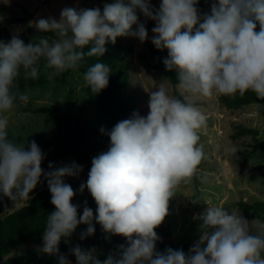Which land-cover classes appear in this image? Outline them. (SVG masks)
<instances>
[{"label": "clouds", "instance_id": "9594fccd", "mask_svg": "<svg viewBox=\"0 0 264 264\" xmlns=\"http://www.w3.org/2000/svg\"><path fill=\"white\" fill-rule=\"evenodd\" d=\"M197 4L198 0H162L154 9L149 0H115L105 3L102 11L66 7L59 22L41 18L35 23L41 32H55L56 40L42 37L25 44L13 36L7 43L0 41V192L13 201L29 200L41 175L46 176L55 211L46 218L41 252L57 254L61 239L81 223L88 225L82 239L93 234L95 219L105 233L126 237L128 246H119V258L109 255L103 262L95 257V249L76 246L71 251L77 264H264V221L249 222L238 209L211 205L199 217L201 235L187 254L172 248L155 252L160 237L154 229L167 216L170 198L178 185L191 181L204 159L199 133L207 118L194 98L243 96L250 91L264 100V0H218L203 22ZM137 8L155 21L151 42L157 49H168L163 62L168 70L175 69L184 98L169 95L162 83L150 92L147 116L134 112L112 128L109 149L92 159L86 184L79 187L81 193L85 188L90 192L97 214L94 217L85 206L78 216L79 205L72 203L76 193L64 177L78 176L82 166L73 162L54 168L49 163L52 170L44 173L45 154L36 141L26 150L10 140L9 120L3 114L17 99H29L19 91L17 80L21 72L26 80L38 79L41 60L45 69L53 70L48 74L51 80L79 68L86 56L102 57L106 43L114 44L119 36L137 37L143 43L148 31L139 22ZM110 72L106 63L96 62L84 80L99 93L108 86ZM227 151L235 155L237 149ZM59 264L71 262L60 255Z\"/></svg>", "mask_w": 264, "mask_h": 264}, {"label": "rangeland", "instance_id": "374dc122", "mask_svg": "<svg viewBox=\"0 0 264 264\" xmlns=\"http://www.w3.org/2000/svg\"><path fill=\"white\" fill-rule=\"evenodd\" d=\"M114 2L115 0H0V10L3 11L0 13V20L6 17L30 16L28 27L18 23L10 25L8 29L11 38L17 36L26 44L35 43L43 36L37 34L41 31L35 27L39 19H55L59 22L61 11L66 7L77 10L99 7L102 11L105 3ZM128 2L129 0H125V3ZM161 2L162 0H149L153 8L159 6ZM214 2L218 0H198L200 22H203L204 14L211 13V5ZM136 14L139 22L145 24L148 39L141 43L137 37L119 36L116 40L122 43L127 65L130 68L127 93L142 109V116H147L150 92L157 90L162 83L168 89L169 95L182 99L184 97L178 85L174 86L157 71L146 67L143 55L150 53L151 40L154 36L153 27L149 25L150 19L146 18L139 8L136 9ZM136 27L133 25V30ZM256 31H259L257 27ZM3 39V34L0 32V41ZM56 39L57 37H53L52 41ZM40 63L44 64V61ZM44 72L50 73L51 69L44 67ZM86 86L84 75L77 69H72L67 84L57 89L49 86L31 92L26 102L15 105L13 109L3 114L9 120L8 138L24 146L30 145L31 141L35 140L40 149H44L45 140L55 131V126L48 128L45 125L44 114L22 111V108L27 107V102H32L33 107L57 106L61 112L67 111L80 115V106L86 98ZM194 102L207 118L206 126L199 133V142L203 145L205 155L191 181L177 186L176 193L169 200L167 214V220L172 225L177 250H183L186 254L199 240L202 224L199 217L210 205L229 210L238 209L240 214L251 222L254 218L240 202L250 206L257 200L264 201V103H252L238 109H229L224 105L220 94H215L211 98H194ZM86 117L94 123L102 121V117L98 114H86ZM243 127L253 131L237 135ZM233 147L237 149L235 155L227 151ZM73 162L71 158L57 160L53 167H61ZM76 164L82 166V171L76 177H64V182L70 184L76 193L72 203L79 205V210L91 194L87 188L82 193L79 191L81 183L86 184L88 173L85 164ZM0 197L3 202L2 216L20 208L28 201H13L2 192ZM259 220L264 221V218ZM72 234L66 240L70 246L69 252L74 254L71 251V241L74 240ZM24 248L25 246L22 247ZM36 249L40 248L36 247ZM12 254L4 257L0 264H6L8 257ZM60 255L62 254L53 255L54 261H59ZM64 256L71 264H77L76 257L72 260L70 255Z\"/></svg>", "mask_w": 264, "mask_h": 264}, {"label": "trees", "instance_id": "16d2710c", "mask_svg": "<svg viewBox=\"0 0 264 264\" xmlns=\"http://www.w3.org/2000/svg\"><path fill=\"white\" fill-rule=\"evenodd\" d=\"M158 8L159 6L154 7V9ZM197 9L199 12V8ZM0 13H3V11L0 10ZM29 20L30 16L6 17L2 21L0 20V32L3 34V42L7 43L11 40L10 30L8 29L10 25L22 23L28 27L27 23ZM149 25L155 27V21L150 19ZM257 29L259 30L258 22ZM37 34L43 35L42 37L48 39L50 42L53 37H57L55 32L51 31L47 33L38 32ZM105 47L106 52L102 57L86 56L80 63L79 68H77V71L82 75L96 62L106 63L111 68L109 83L105 89H102L99 93H93L88 85L85 87L86 98L79 109L81 116L67 111L61 112L57 106L45 105L33 107L32 102H27V107L22 108V111H33L44 114L45 125L48 128L55 126V131L47 137L45 147L42 149V152L45 154V158L41 164L44 173L52 170L49 168V163L53 165L57 160L71 158L76 163L85 164L86 171L89 174L92 159L109 149L111 142L108 133L112 128L118 122L131 118L134 112H138L140 115L143 114L142 109L127 93L130 83V68L127 65L122 43L116 40L113 44L109 41ZM87 50V48L84 49V51ZM167 58L168 49H157L153 43L150 46V53L143 55L144 63L148 69L157 71L160 76L168 79L174 86H177L178 81L175 69L168 70L163 62ZM71 72L72 69L66 70L50 80L48 78L49 73L44 72V64L40 63L38 79L26 80L24 79L23 72H21L17 85L20 92H26L29 96L31 92H35L39 88L53 86L57 89L67 84L68 76ZM221 99L229 109H238L252 103H264V100L258 99L250 91L246 92L243 96L239 95V93L233 96L221 95ZM21 103L23 101L19 99L15 101V105ZM86 114H98L102 117V121L94 123L87 119ZM102 127L105 129L103 133L100 131ZM251 131L253 130L243 127L237 135ZM28 148L29 145L25 146L26 150ZM244 165L243 163L242 166L244 167ZM85 202L86 205L84 203L83 207L78 210V216L82 215L83 208L87 206L93 210L95 217L97 205L94 198L90 196ZM240 204L250 211L254 219L259 220L260 218H264V201L257 200L250 206L244 204V202H240ZM2 211L3 202L0 197V263H2L1 260L4 257L13 253L8 257L6 264H59V261H54L53 255L40 251L43 245L42 236L46 227V218L55 211V206L51 203V193L44 174L41 175L40 182L36 188L30 193V199L27 203L5 216L1 215ZM92 225L95 228V232L91 235H85L83 239L81 236L86 233L88 225L81 223L77 226L72 234L74 240L71 241V248L79 246L85 251L95 249V257L102 262L109 255H116L119 258V246H128L126 237L105 233L102 230V226L95 219H93ZM154 230L158 237H160L155 243L156 253L163 254L168 248L177 250L172 225L167 220V216L161 225ZM23 246H25L24 249H22ZM31 246H34V248H30ZM36 247L40 249H36ZM58 247L59 254H72L69 252L70 246L66 238L61 239Z\"/></svg>", "mask_w": 264, "mask_h": 264}, {"label": "water", "instance_id": "95a60500", "mask_svg": "<svg viewBox=\"0 0 264 264\" xmlns=\"http://www.w3.org/2000/svg\"><path fill=\"white\" fill-rule=\"evenodd\" d=\"M70 258H71L72 260H74V259H75V254H71V255H70Z\"/></svg>", "mask_w": 264, "mask_h": 264}]
</instances>
